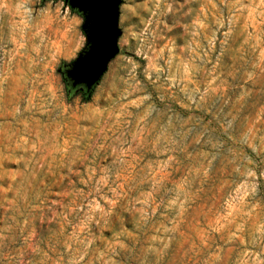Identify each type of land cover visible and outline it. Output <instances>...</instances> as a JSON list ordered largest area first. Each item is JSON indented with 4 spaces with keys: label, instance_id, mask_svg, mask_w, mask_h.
<instances>
[{
    "label": "rangeland",
    "instance_id": "374dc122",
    "mask_svg": "<svg viewBox=\"0 0 264 264\" xmlns=\"http://www.w3.org/2000/svg\"><path fill=\"white\" fill-rule=\"evenodd\" d=\"M84 23L0 0V264H264V0H123L87 98Z\"/></svg>",
    "mask_w": 264,
    "mask_h": 264
},
{
    "label": "water",
    "instance_id": "95a60500",
    "mask_svg": "<svg viewBox=\"0 0 264 264\" xmlns=\"http://www.w3.org/2000/svg\"><path fill=\"white\" fill-rule=\"evenodd\" d=\"M81 14L88 44L79 57L64 71L72 90L90 94L109 63L119 53L121 36L120 7L123 0H64Z\"/></svg>",
    "mask_w": 264,
    "mask_h": 264
},
{
    "label": "trees",
    "instance_id": "16d2710c",
    "mask_svg": "<svg viewBox=\"0 0 264 264\" xmlns=\"http://www.w3.org/2000/svg\"><path fill=\"white\" fill-rule=\"evenodd\" d=\"M89 95L88 94H85V98H87Z\"/></svg>",
    "mask_w": 264,
    "mask_h": 264
},
{
    "label": "crops",
    "instance_id": "0c3cea01",
    "mask_svg": "<svg viewBox=\"0 0 264 264\" xmlns=\"http://www.w3.org/2000/svg\"><path fill=\"white\" fill-rule=\"evenodd\" d=\"M57 1H58V0H57ZM57 1H54V0H53V2H55V3H56Z\"/></svg>",
    "mask_w": 264,
    "mask_h": 264
},
{
    "label": "flooded vegetation",
    "instance_id": "af4514ba",
    "mask_svg": "<svg viewBox=\"0 0 264 264\" xmlns=\"http://www.w3.org/2000/svg\"><path fill=\"white\" fill-rule=\"evenodd\" d=\"M64 1V0H63Z\"/></svg>",
    "mask_w": 264,
    "mask_h": 264
}]
</instances>
